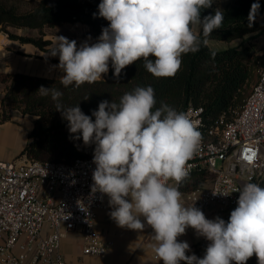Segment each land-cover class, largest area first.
<instances>
[{
	"label": "clouds",
	"instance_id": "clouds-1",
	"mask_svg": "<svg viewBox=\"0 0 264 264\" xmlns=\"http://www.w3.org/2000/svg\"><path fill=\"white\" fill-rule=\"evenodd\" d=\"M214 3L101 0L98 14L109 24L97 42L77 47L75 40L57 36L52 45L49 55L58 56L56 67L64 73L60 83L65 88L93 83L110 66L118 80L126 67L141 59L154 77H174L182 56L198 52L221 28L224 17L219 8L202 16ZM260 8V0H254L250 26ZM37 91L51 94L54 101L63 95L52 87ZM156 103L149 85L126 92L118 103L99 102L91 116L79 104L67 108L56 104L69 133L84 145H95L92 193L108 197L109 216L118 227L136 232L146 226L152 229L151 247L162 264H247L253 256L257 264H264V187L248 182L238 188L237 206L227 221L219 216L208 219L194 204L184 206L179 185L189 175L186 165L199 149L201 133L187 113ZM170 180L175 183L169 184ZM188 228L210 242L202 258L188 255L189 243L178 239Z\"/></svg>",
	"mask_w": 264,
	"mask_h": 264
},
{
	"label": "trees",
	"instance_id": "trees-1",
	"mask_svg": "<svg viewBox=\"0 0 264 264\" xmlns=\"http://www.w3.org/2000/svg\"><path fill=\"white\" fill-rule=\"evenodd\" d=\"M100 2L40 0L25 7V0H0V32L49 53L53 42L46 38V28L65 23L83 24L89 28L88 34L100 36L102 29L109 24L98 14ZM253 2L233 0L222 7V0H215L212 8L205 9L202 16L219 8L224 17L221 28L215 30L208 41L239 42L220 50L207 43L198 52L184 54L182 66L174 77H154L144 67L143 59L126 67L118 80L110 66L109 72L101 79L86 82L78 88H65L58 77L8 74L3 77L7 87L2 98V120L9 119L14 110L34 116L30 141L22 154L42 162L64 163L93 158L95 145H84L82 139H75L74 134L69 133L67 121L56 111L57 103L65 108L79 104L81 110L91 116L99 102L113 100L118 103L126 92L137 86L150 85L155 90L156 107L163 102L185 112L189 105H194L204 108V118L208 123H214L221 116L231 121L241 111L259 80L260 70L264 68V48L261 52L256 43L259 37L264 39V0H260V12L250 26L249 12ZM14 30H36L38 35L17 34ZM46 59L59 62L58 56ZM41 86L55 88L63 95L54 101L51 94L43 96L37 91ZM211 178L206 168L195 170L179 185V190L186 193L205 188ZM257 184L264 187V179ZM203 255L198 253L196 256L202 258ZM247 264H257L255 256Z\"/></svg>",
	"mask_w": 264,
	"mask_h": 264
},
{
	"label": "built area",
	"instance_id": "built-area-1",
	"mask_svg": "<svg viewBox=\"0 0 264 264\" xmlns=\"http://www.w3.org/2000/svg\"><path fill=\"white\" fill-rule=\"evenodd\" d=\"M185 113L201 133L188 172L206 168L212 175L210 185L186 192V198L205 216L214 207L227 221L229 210L237 206L235 191L264 179V68L233 120L221 116L208 123L204 108L194 105ZM95 167L93 158L72 163L0 160V264H66L61 241L76 228L82 229L84 254L107 253L112 242L102 237L95 220L98 211L110 207L106 195L92 193ZM212 191L230 195L214 196ZM208 243L202 238L198 247L206 250Z\"/></svg>",
	"mask_w": 264,
	"mask_h": 264
},
{
	"label": "crops",
	"instance_id": "crops-1",
	"mask_svg": "<svg viewBox=\"0 0 264 264\" xmlns=\"http://www.w3.org/2000/svg\"><path fill=\"white\" fill-rule=\"evenodd\" d=\"M88 32L89 28L87 27ZM17 34H21L14 30ZM99 37V36H98ZM98 37L88 34L86 38L90 44L97 42ZM214 41V42H213ZM217 40H209L213 49H218ZM82 42V41H80ZM225 42V41H218ZM228 43V42H226ZM238 44L237 41L228 43ZM230 46V45H229ZM228 46V47H229ZM227 48V47H226ZM224 49V48H223ZM49 53L39 49L32 43H22L10 39L0 32V160L22 163L27 159L22 151L30 141L29 134L34 126V116L22 114L14 110L7 120H2V98L6 92L7 83L3 77L8 74L22 73L42 77H57L59 62L47 60ZM170 180L169 184H174ZM182 193V203L190 207L186 193ZM109 210H100L95 220L96 229L105 240L111 241L112 246L103 256L87 255L83 253V233L81 228L69 231L61 241V252L66 264H162L156 252L151 247L152 229L145 227L143 232H136L127 228H120L111 222ZM232 210H229V215ZM217 216L225 220L224 213L212 207L207 211V218ZM226 221V220H225ZM203 237H197L195 230L188 228L186 234L178 237L190 245L188 255L205 253L198 247ZM183 264V262H182Z\"/></svg>",
	"mask_w": 264,
	"mask_h": 264
},
{
	"label": "rangeland",
	"instance_id": "rangeland-1",
	"mask_svg": "<svg viewBox=\"0 0 264 264\" xmlns=\"http://www.w3.org/2000/svg\"><path fill=\"white\" fill-rule=\"evenodd\" d=\"M25 7H30L34 4H36L38 1L40 0H25ZM233 0H222V7H225L226 5L230 4ZM17 32L21 33V34H28V35H38V32L36 30H16ZM45 33H46V38H49L52 40L53 44L57 39V36H64L66 38H68L69 40H75L77 42V47H79L81 44H83L84 42H87L90 44V40H88L86 38V36L88 35V29L86 25L83 24H69V23H65L62 25H58L55 27H49L45 29ZM82 41V42H80ZM214 42V41H213ZM239 42V41H237ZM215 43H219L218 48L223 49L228 47L229 45H236L235 43L229 44L226 42H218L215 41ZM257 46L260 49V51H263L264 48V39L262 37H259L256 40ZM49 58H55L53 56L50 55ZM57 75L58 78H60L61 76L64 75V73L59 69V71H57ZM206 186L210 185V180L209 182H207L205 184Z\"/></svg>",
	"mask_w": 264,
	"mask_h": 264
},
{
	"label": "snow or ice",
	"instance_id": "snow-or-ice-1",
	"mask_svg": "<svg viewBox=\"0 0 264 264\" xmlns=\"http://www.w3.org/2000/svg\"><path fill=\"white\" fill-rule=\"evenodd\" d=\"M247 159L251 160V159H252V157H251V156H249V157H247Z\"/></svg>",
	"mask_w": 264,
	"mask_h": 264
}]
</instances>
